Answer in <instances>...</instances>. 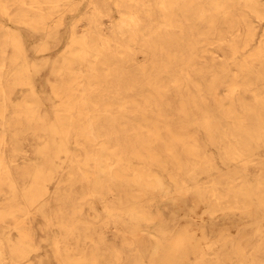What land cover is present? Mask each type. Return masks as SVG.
<instances>
[{
    "label": "bare ground",
    "instance_id": "6f19581e",
    "mask_svg": "<svg viewBox=\"0 0 264 264\" xmlns=\"http://www.w3.org/2000/svg\"><path fill=\"white\" fill-rule=\"evenodd\" d=\"M84 1L0 0V13L45 33L48 46L61 41L66 14L80 10ZM90 3L92 11L69 29L70 42L49 76L58 98L59 140L64 144L75 136L86 159L58 184L56 199L66 210L60 216L50 211L48 230L37 227L36 211L29 207L13 205L0 212V229L10 232H0V264H26L40 240L51 238L52 229H57L52 241L64 264H101L105 245L115 264H224L216 247L233 236L227 223L234 219L227 216L243 215L237 223L249 216L256 222L264 206V35L259 34L264 0H160L161 10L146 0H105L106 11L95 0ZM114 9L119 19L111 15ZM103 13L110 15L112 30L103 25ZM24 49L23 32L1 21L0 194L5 195L14 194L7 186L11 165L26 169L16 158L25 149L24 136L39 130L43 103L23 63ZM141 53L146 56L142 64L137 60ZM205 63L211 65L208 70L202 68ZM18 85L30 90L16 105L12 94ZM168 108L175 116L168 115ZM53 134L51 128L46 133L40 169L52 168ZM63 144L59 151L65 150ZM209 144L246 169L240 185L232 169L220 167ZM155 166L166 171L177 192L190 194L198 209L193 221L171 232L151 225L163 216L154 191H170V182ZM51 179L34 176L24 192L29 205L41 202ZM82 181L87 183L83 194L101 201L103 222L114 239L94 218L77 214L74 186ZM206 214L225 220L216 235L205 223ZM126 218L138 226L150 224L153 245L142 263L133 261L131 251L141 244L124 227ZM254 238L250 230L242 234L235 249L238 259H230L234 264H264V255L245 244Z\"/></svg>",
    "mask_w": 264,
    "mask_h": 264
},
{
    "label": "rangeland",
    "instance_id": "374dc122",
    "mask_svg": "<svg viewBox=\"0 0 264 264\" xmlns=\"http://www.w3.org/2000/svg\"><path fill=\"white\" fill-rule=\"evenodd\" d=\"M95 1L99 4L101 9L106 11L105 0ZM146 1L157 6L158 10H161L160 0ZM90 2L91 0H85L80 10H78L77 12H68L66 14L67 23L61 29V41L55 42L53 40L52 43L48 46H45V33H37L27 26H23L17 24L14 21H11L9 18H7V16H3L0 13V22L2 21L11 26L19 28L23 32L25 41V49L22 53L23 63L28 66L30 76L35 83V86L43 96V103L38 110L39 119L37 121L40 123L39 130L36 132V134L24 136V139H26V141L23 142V144L25 145V149L23 151L18 150L19 153L16 158L18 161L17 163L21 166L23 165V167H26V169L30 168L31 166L30 173L26 174L23 172L26 169H18L16 165H11L12 172L8 174L6 173V176H8L7 186L13 189L14 194H0V212L3 211L4 213H7L13 205L26 209H28L29 207V210H33L34 212L36 211V213L33 214V218L37 227L42 231L43 229L48 230L50 228L48 224L50 211H53L55 214L60 216L66 210V205H62V203L56 199L55 193L56 191H58V184L69 177L68 172L71 170L73 165L82 163L86 159V157H84V154H82L83 156L81 155V153L83 152L79 150V145L76 142L75 136H73L69 142H66L64 144L59 140L60 137L57 133L56 126L57 120L55 119V114L58 110V98L52 93V86L49 82V76L52 73V68L55 60L58 58L59 54L67 45V43L70 42L69 29L75 23L78 17L92 11L93 8ZM111 15H113L114 19H119L121 17L120 12L116 9H114ZM101 19L104 26H107L108 28H110V30L113 29L110 24V15H106L105 13H103ZM159 19L162 24H166V20L164 17L160 16ZM79 31L81 30L79 29ZM81 33L82 32H80L79 34ZM259 34L264 35V20L261 24ZM137 47L139 49V46ZM137 56V60L140 64H142L145 61L146 56L142 53ZM208 56L211 57L210 53L208 54ZM210 66V64L205 63L202 68H207L208 70ZM209 78L213 79V76L210 74ZM29 90L30 87L28 86H15L14 93L12 94V98L15 100V103L12 104H16L19 99L25 97ZM114 90L120 92L121 88L115 87ZM182 96L186 97V95ZM16 105H14L15 108ZM167 112L168 115L175 116V111H173L172 109L168 108ZM192 120H194V117L192 118ZM172 125L173 127H175V122H172ZM50 128L54 133L52 141H49L50 151L48 152V154H50L48 160L52 164V168L48 166V169H46L47 167L40 169L41 167L37 165L41 162V158L43 155L41 148L46 142L45 138L48 136L46 135V133L49 132ZM14 144L20 143L14 142ZM62 144L65 150L59 151L57 147ZM209 150L217 156V161L222 169H224L225 171L232 169V173L235 175V177H237V182L240 185L243 182L244 175L246 174V169L243 168L242 165H235L231 161L227 160L224 157L223 151L218 147L209 144ZM75 152L77 153V155L73 156L72 154ZM261 153L264 154V148L261 150ZM33 164H35V166ZM156 170L162 173L167 181L170 182V191L166 195H163L158 191H154L153 194H155L154 196L156 198V205L161 209L163 216L157 220H154L151 225L152 229H154L155 231L161 230L165 232H171L176 229L177 225H180L187 221H193L195 214L198 212V209L194 206L192 196L190 194L182 195L177 192L175 186L171 183L172 181L163 168L156 167ZM34 176H41L52 179L48 183L49 192L45 195L41 202H35V205L31 206L28 204L26 198L24 197V192L32 184L31 182L33 181ZM206 181L207 177L205 175L202 176V182L206 184ZM74 188L76 190V194L74 195L75 199H73V202L78 206L77 214L82 219L94 218V220L97 221L98 225L103 227V229L107 231L106 235H108L110 239H114L112 229L110 228V226H107L103 222L105 216L101 208V201L95 200L91 197H87L86 193L83 194V192L87 190V183L83 181L77 183L75 182ZM109 199L113 200V202L116 203L119 202L117 198ZM94 206L97 211L92 208ZM203 206L204 211L207 210L208 207H210V201H206ZM260 210L262 214L261 216L255 217L257 218L256 222L251 221V218L249 216V220H247L248 218H246V220L244 219L245 221L239 220L240 222L237 223L240 216L243 215L229 214V216H227L228 218L232 217V219L235 220H232V225H230V222L227 223V225L232 228L233 236L230 237V239H228L225 243H219L216 247V251L218 252V255L221 257L224 264H234V262L230 260L231 257L233 258V260L238 259V253L235 249L237 243L241 239L242 234L246 230H250V234L253 233V235L256 237L254 238V242L245 243L247 247L256 250L258 253L264 255V206L260 207ZM204 220L211 234L213 235L217 234V230L219 228L221 229L225 227L223 223L225 221L224 218L216 221L214 217L206 214L204 216ZM123 224L124 227L130 232V234L141 244L139 250L133 247L131 253L133 254V261H139L140 263H142L141 261L143 260V256L149 254L153 245L152 241L150 240L149 234L147 233V228L150 226V224L141 223L138 226L127 218L123 220ZM3 231L7 235L10 233L9 231L3 230L1 228L0 232ZM48 233L51 235V238L40 240L39 246L30 253L28 257L29 260H27L26 264H64L60 257L57 255L52 241V236L57 233V229H52V231L49 230ZM11 234L13 235V237H16V232H12ZM164 234L166 235V233ZM104 247L105 249L103 252V262L101 264H115L110 250H107L106 248L107 245H105ZM227 252H229V254ZM208 264H216V262L214 261Z\"/></svg>",
    "mask_w": 264,
    "mask_h": 264
}]
</instances>
